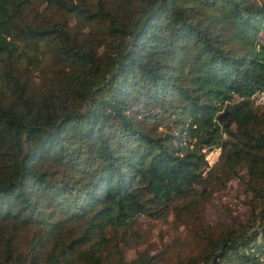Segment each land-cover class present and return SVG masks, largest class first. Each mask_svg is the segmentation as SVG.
Listing matches in <instances>:
<instances>
[{"label": "trees", "instance_id": "obj_1", "mask_svg": "<svg viewBox=\"0 0 264 264\" xmlns=\"http://www.w3.org/2000/svg\"><path fill=\"white\" fill-rule=\"evenodd\" d=\"M263 85L264 0H0V264H150L132 223L233 177L247 219L176 264H264Z\"/></svg>", "mask_w": 264, "mask_h": 264}, {"label": "rangeland", "instance_id": "obj_2", "mask_svg": "<svg viewBox=\"0 0 264 264\" xmlns=\"http://www.w3.org/2000/svg\"><path fill=\"white\" fill-rule=\"evenodd\" d=\"M245 200L240 178L233 177L200 209L184 208L159 219L141 216L132 223L134 232L125 236L124 255L150 260V264H176L179 257L200 251L209 227L245 222L249 213Z\"/></svg>", "mask_w": 264, "mask_h": 264}, {"label": "built area", "instance_id": "obj_3", "mask_svg": "<svg viewBox=\"0 0 264 264\" xmlns=\"http://www.w3.org/2000/svg\"><path fill=\"white\" fill-rule=\"evenodd\" d=\"M252 99L256 104L260 106H264V85L262 89H260L259 91H257L252 95ZM219 152H220V146H216L205 152V159L207 160L208 166H212L215 163V161L218 158Z\"/></svg>", "mask_w": 264, "mask_h": 264}]
</instances>
